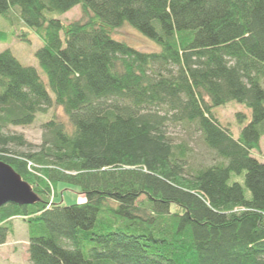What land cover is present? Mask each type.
<instances>
[{
    "label": "trees",
    "instance_id": "16d2710c",
    "mask_svg": "<svg viewBox=\"0 0 264 264\" xmlns=\"http://www.w3.org/2000/svg\"><path fill=\"white\" fill-rule=\"evenodd\" d=\"M79 5L80 20L63 23ZM28 26L45 72L0 52V161L29 183L32 205L0 207V246L27 225L30 264H264V0H0ZM137 30L143 52L114 37ZM29 39L17 30L0 40ZM251 113L237 138L213 109ZM42 149L23 153L13 127L48 109ZM245 114L237 113L242 122ZM196 123L220 161L190 165L168 122ZM70 185L82 203L62 205ZM59 191V192H58Z\"/></svg>",
    "mask_w": 264,
    "mask_h": 264
},
{
    "label": "rangeland",
    "instance_id": "374dc122",
    "mask_svg": "<svg viewBox=\"0 0 264 264\" xmlns=\"http://www.w3.org/2000/svg\"><path fill=\"white\" fill-rule=\"evenodd\" d=\"M52 15L58 18L61 22L67 24L73 21L80 20L82 17L79 5L73 7L64 14ZM12 30L28 37L29 41H23L17 37L9 41L0 40V52L9 50L13 56L24 66H30L37 70L41 80L47 87V90L52 97L45 72L40 67L36 58V51L43 45L42 40L31 29L23 23L17 22L14 26L10 25L6 20L0 17V32L9 34ZM114 37L118 40L125 41L131 47L143 52H157L159 46L153 40L147 38L137 30L129 27L117 29L114 32ZM56 113L57 118L66 122V117L60 108H51L43 115H38L36 120L26 127H13L9 133L16 136H21L23 146L11 144L8 148L14 151L23 153H33L40 151L43 144V129L42 124L52 114ZM213 112L219 123L228 128L234 138H237L242 126L251 118L250 110L242 103L229 102L223 106L213 109ZM237 113L245 114L242 122L237 119ZM166 133L174 143H184L189 150V162L194 166H207L215 164L220 160L215 158L214 154L208 150L202 141L201 134L196 123L186 121L172 123L166 125ZM254 157L264 163V136L261 137L259 150L254 151ZM65 187V191L58 194L56 201L62 205H71L82 203L85 199L84 195L80 194L76 187L70 185H60L59 188ZM59 192V191H58ZM28 234L27 225L20 219L13 220V231L6 239V242L0 246V264H30L28 255Z\"/></svg>",
    "mask_w": 264,
    "mask_h": 264
},
{
    "label": "water",
    "instance_id": "95a60500",
    "mask_svg": "<svg viewBox=\"0 0 264 264\" xmlns=\"http://www.w3.org/2000/svg\"><path fill=\"white\" fill-rule=\"evenodd\" d=\"M38 196L12 167L0 161V207L7 203L32 205Z\"/></svg>",
    "mask_w": 264,
    "mask_h": 264
},
{
    "label": "crops",
    "instance_id": "0c3cea01",
    "mask_svg": "<svg viewBox=\"0 0 264 264\" xmlns=\"http://www.w3.org/2000/svg\"><path fill=\"white\" fill-rule=\"evenodd\" d=\"M2 246V245H1Z\"/></svg>",
    "mask_w": 264,
    "mask_h": 264
}]
</instances>
